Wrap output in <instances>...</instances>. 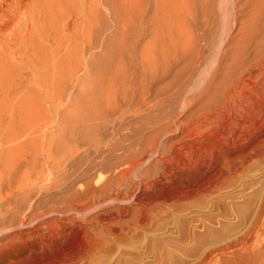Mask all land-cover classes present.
Segmentation results:
<instances>
[{"label":"rangeland","instance_id":"obj_1","mask_svg":"<svg viewBox=\"0 0 264 264\" xmlns=\"http://www.w3.org/2000/svg\"><path fill=\"white\" fill-rule=\"evenodd\" d=\"M42 2L0 14L13 22L0 30V264H231L213 252L242 243L257 221L264 253V162L212 188L226 164L191 166L174 182L153 156L199 110L218 61L248 38L246 55L264 44V0ZM199 56L207 63L185 77ZM188 81L195 101L183 106ZM143 146L142 166L131 167Z\"/></svg>","mask_w":264,"mask_h":264},{"label":"bare ground","instance_id":"obj_2","mask_svg":"<svg viewBox=\"0 0 264 264\" xmlns=\"http://www.w3.org/2000/svg\"><path fill=\"white\" fill-rule=\"evenodd\" d=\"M67 1H70V0H67ZM42 3H43L42 0H0V14H2L5 17L6 12H9L11 10H14L15 12L18 10H21V11L26 10L27 11V10H30L31 8L35 7V6L42 5ZM21 13H23V12H21ZM15 16H17V15H15ZM39 16H40V14H39ZM258 16H260V14L257 15V17ZM69 17L71 18L72 16L68 15V18ZM257 17H255V18H257ZM23 18H24V16H23ZM33 19H35V18H33ZM2 20H4V19H2ZM12 23L13 22H11L10 20L9 21L8 20L1 21V19H0V30L5 31V29H8L11 27ZM31 25H33V24H31ZM31 25H30V27H33ZM70 27H71V23H69V28ZM33 28H35V27H33ZM15 30H17V29H15ZM14 32H16V31H14ZM248 32H246V33H248ZM254 32H255V30H254ZM49 35H50V33H49ZM19 36H20V34H19ZM19 36H18V38H19ZM31 36H33V35H31ZM10 37H12V36H10ZM248 37H250V36L248 35ZM248 37H246V38H248ZM242 38H244V37H242ZM243 41H244V39H243ZM244 42H246L244 44V46H243V44L240 45V46H242L241 49L237 48V49L241 50V52H239V54H237L238 52L237 53L233 52L235 55L230 56L227 59L228 60L227 62L218 61L217 70L215 71V73L212 72V73H214V76L212 77V79L210 77L211 80H209L210 81L209 86L206 90H204L203 97H201L200 99L197 98L198 100H201L199 102L200 103V106H199L200 108H198L199 110L198 111L195 110V111H197V112L194 111L195 113H190L191 115L187 116L185 121L183 120V122H181V124L178 123L176 125L175 123H177V122L174 121L175 122L174 124H175L177 129L176 130L174 129L175 131L173 129L170 130V131L173 130L172 131L173 137L170 138V136L168 135L169 134L168 133L169 128L173 125L170 126L168 124V126H170L169 128H165V129L161 128L162 131L165 130V133H168L167 137L169 136L170 139L168 142L165 141L166 148L164 147V150H162L163 148L162 149L159 148V145H158L159 143H158L157 144L158 146L155 147L156 149H154L155 152H154L153 156L156 157L155 155L158 154V156L160 158L158 163L162 166L164 171L166 170V172L163 175L166 178L173 179L172 181L176 182L177 180H179L182 177V174L184 173L185 170L187 171L188 168H190L191 166H196L197 164H202L201 166L203 167V172H207L206 170H211L209 168H210L211 164H213V162L218 163L215 165H217V166L219 165V167H220V164H222V165L226 164L227 170L224 172V174L221 175V177L218 176L219 178H217L216 180L214 179L215 181L210 185V187L213 188V187H217V186L221 185L224 182L222 180H225V177L227 175H234V174L239 173L243 169V167H246V165L251 164V163L253 164V162H255V161L264 162V149L263 148H261L260 150L256 149L257 151L254 152L253 148H252V147H254V145L256 146L257 144H261L264 141V133H263L264 131L259 130L260 131L259 136H261V137L257 139L255 136L257 131L254 130L256 128L255 126H257V128H258L259 125H260L259 127L262 126L261 129L264 128V126L262 125V124H264V44H263V42L257 44L256 48H255L256 51L254 52V54L246 55L245 49H246V47L250 46L251 42H250L249 38ZM52 43H54V42H52ZM4 44H5V42H4ZM11 45H13V44H11ZM18 46H17V50L15 49V51H13L15 53V55H21L22 54V52L19 51L20 47L18 48ZM28 46L29 45H27V47ZM31 48H33V47H31ZM197 51H200V50H197ZM193 52L195 53V51H193ZM198 53H200V52H198ZM236 54L239 56H237ZM200 56H199V59H196L197 60L196 63H188L187 65L183 64V67H184L183 71L186 73L185 77L190 78L193 75L192 67L194 64H195V66H197V64H199L200 65L199 68L202 67V65L205 66V63H207V62H205L203 60L204 56H202V57H200ZM176 58L177 57H175V59ZM196 58H198V57H196ZM25 59L26 58H23L22 60L25 61ZM216 59H218V58H216ZM28 60H30V59H28ZM177 60H178V58H177ZM13 61H15V60H13ZM10 62H12V61H10ZM194 62H195V60H194ZM216 62H217V60H216ZM26 66H27V68H32L33 64L30 65L29 63H26ZM36 66L37 65H35V67ZM173 66L175 67V65H173ZM37 68H39V67L37 66ZM169 69H171V66L168 68V71H170ZM195 69L193 68V70H195ZM204 69H205V67H204ZM210 69H212V68L210 67ZM183 71H182V74L184 73ZM202 71H203V69H202ZM206 71H207V69L203 71V72H205L204 74L209 75L210 73L208 74V72H206ZM208 71L210 72L211 70H208ZM25 72H27V71H25ZM31 72H33V71H31ZM195 72L196 71H194V74H195ZM22 73H24V72H22ZM35 74H37V73H35ZM176 75H178V74H176ZM200 76L202 78V74ZM210 76H211V74H210ZM193 77H195V76H193ZM16 80H17V76H16ZM178 80H180V78ZM204 80H206V79H204ZM186 81H187V79H186ZM13 82H15V81H13ZM174 82H175V80H174ZM177 82H179V81H177ZM188 82L189 83L187 86H186V84H184V86H186V88L182 87V88H185V89H182L183 92L180 94L182 96L180 97V95H179V97H178V98H181V100H182V101L181 100L178 101L179 104L182 103L183 106H185V104H187V103L191 104L192 102L195 101V100L194 101L193 100L192 101L187 100L188 99L187 94L195 91V86L191 87L195 83L193 84V83H191V81H188ZM203 82L204 81L202 80V83ZM37 84H39V83H37ZM171 84H173V83H171ZM38 86H40V85H38ZM181 86H182V84H181ZM198 87H200V86H198ZM201 87H203V86H201ZM179 88H180V86H179ZM2 96H3V94H2ZM189 96H191V95H189ZM146 97H147V94H146ZM194 99H196V98H194ZM4 101L5 100H3V102ZM196 103H198V102H196ZM6 105H8V104H6ZM139 107H140V104H139ZM139 107L136 110L134 109L131 111V112H133L134 116L139 115V109H140ZM189 108H191V105L189 106ZM6 109H8V108H6ZM0 114H1V111H0ZM3 118L6 119L5 116L3 114H1L0 122L2 121ZM1 124L2 123H0V126H1ZM261 133H263V134L261 135ZM157 135H159V134H157ZM157 135H155V136H157ZM161 135H163V134H161ZM253 136H255L256 140L251 139V138H253ZM154 138L156 139V137H154ZM157 138H158V136H157ZM160 138L161 137H159V141H160ZM161 139H163V138H161ZM162 141L160 143H163ZM202 141L209 142L210 145L212 144V147H210V145L204 146ZM157 142H158V140H157ZM242 142H244L243 144H241L242 147L240 146L241 148L236 150L235 149L236 147H234V146H237L238 144H240ZM151 144H153V142ZM154 144H156V143H154ZM147 145H148V143H147ZM152 146H154V145H151V148H152ZM160 147H162V146H160ZM238 147H239V145H238ZM143 148H144V146L142 147V149H138L137 151H135L134 154H132L133 155L132 157H129V161H130L129 163L131 164V167L134 168V167H141L142 166L144 156L146 155L145 152L149 153V151L147 149H150L147 146V149L145 148L147 151H144L145 149H143ZM147 157H149V156H147ZM204 159L208 162H205ZM202 160L204 161L203 163H202ZM214 167H216V166H214ZM214 167H213V169H214ZM196 168H197V166H196ZM3 170H4V168H3ZM193 171H197V170L193 169ZM219 172H220L219 174H221V171H219ZM199 173H202V172L200 171ZM216 173H214V174H216ZM195 175L196 174L194 172V176ZM192 176L190 178H192ZM196 177H194V178L197 179ZM6 178L4 180H6ZM213 178H214V176H213ZM213 178H211L210 180H212ZM187 181H189V179ZM192 182H194V181L192 180ZM192 182H190V184ZM211 182H209V183H211ZM1 183H2V181H1ZM199 184H201V182ZM199 184L197 182L196 185H199ZM186 187H187V185H186ZM173 199H171V200H173ZM259 210H260L259 211V220H261L264 218V201L261 204V207ZM260 222L261 221H257V223L254 224L253 229H252L253 231L251 230L252 231L251 233L249 230L248 236L245 235L247 238L243 235L244 238H246V239L242 243L239 240L240 243H236L235 245H230V246H227L225 248L223 247V249H221V247L218 248L221 250H217L216 252H213V253H215V257L219 256L218 258H221V257H224L225 255L227 257V255H228L230 257L231 264H256L259 261L264 262V253H262L260 248L257 249L258 245L256 244V242H254V238H253L255 236V233H257L259 231V230L256 231V229L260 228L259 227ZM250 241H251V243H250ZM263 251H264V249H263ZM74 257H76V256H74ZM73 259H68V260H73ZM205 261H207V259H205ZM261 264H262V262H261Z\"/></svg>","mask_w":264,"mask_h":264}]
</instances>
